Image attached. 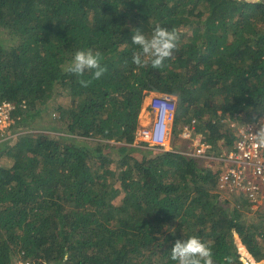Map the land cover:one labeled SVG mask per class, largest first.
I'll use <instances>...</instances> for the list:
<instances>
[{
    "label": "trees",
    "instance_id": "trees-1",
    "mask_svg": "<svg viewBox=\"0 0 264 264\" xmlns=\"http://www.w3.org/2000/svg\"><path fill=\"white\" fill-rule=\"evenodd\" d=\"M156 24L177 49L138 67L133 28ZM87 48L100 79L64 71ZM155 90L176 97L173 137L195 117L216 150L232 144L234 114L264 113V0H0V101L22 130L0 143V264H176L191 235L214 264H245L242 246L264 264V207L221 190L218 164L134 143Z\"/></svg>",
    "mask_w": 264,
    "mask_h": 264
},
{
    "label": "built area",
    "instance_id": "built-area-1",
    "mask_svg": "<svg viewBox=\"0 0 264 264\" xmlns=\"http://www.w3.org/2000/svg\"><path fill=\"white\" fill-rule=\"evenodd\" d=\"M23 105L26 106L25 103ZM148 105L153 112V119L138 128L135 144L145 142L157 149L192 153L199 157L202 165L209 167L218 164L221 190L228 194H243L253 210L264 207V146L258 145L252 135L257 124L264 123V113L247 122L238 121L234 114L230 123L234 133L233 143H221L218 150L196 130L197 119L193 117L183 123L179 133L189 142V148L186 149L174 148L172 145L176 98L166 92H157L150 97ZM16 107L13 100L0 101V143L15 139L22 132L14 129L19 118L15 115Z\"/></svg>",
    "mask_w": 264,
    "mask_h": 264
},
{
    "label": "clouds",
    "instance_id": "clouds-1",
    "mask_svg": "<svg viewBox=\"0 0 264 264\" xmlns=\"http://www.w3.org/2000/svg\"><path fill=\"white\" fill-rule=\"evenodd\" d=\"M133 29L135 30L131 40L139 50L133 52L132 63L138 67H144L149 62L154 69L164 67V62L171 58L177 49L181 33L177 29L169 30L160 24L155 25L150 36L140 27ZM64 71L78 77H83L90 71L92 79H100L107 68L101 63V53L87 48L75 51ZM79 83L82 87H88L91 80L80 79ZM252 135L258 145L264 146V123L257 124ZM67 255L65 252V258ZM170 259L176 264H214L211 247L197 235L176 239L170 249Z\"/></svg>",
    "mask_w": 264,
    "mask_h": 264
},
{
    "label": "crops",
    "instance_id": "crops-1",
    "mask_svg": "<svg viewBox=\"0 0 264 264\" xmlns=\"http://www.w3.org/2000/svg\"><path fill=\"white\" fill-rule=\"evenodd\" d=\"M157 90L155 91H152L150 93V95L147 97L148 98V102H149V99L150 97L157 93L156 92ZM174 96V95H173ZM175 97V96H174ZM176 98V97H175ZM148 102L146 104H144L143 108H142V111L140 113V122L142 124L144 123H148V122H151V120L153 119V112L150 110L149 108V105H148ZM183 125V124H182ZM182 125H180V127L182 128ZM199 132V131H198ZM181 133V132H180ZM172 145L174 148H186L188 149L189 148V144L187 143L186 139L184 136L180 135L177 136V137H172ZM182 146V147H181ZM2 155H0L1 157ZM9 159V157H8Z\"/></svg>",
    "mask_w": 264,
    "mask_h": 264
},
{
    "label": "rangeland",
    "instance_id": "rangeland-1",
    "mask_svg": "<svg viewBox=\"0 0 264 264\" xmlns=\"http://www.w3.org/2000/svg\"><path fill=\"white\" fill-rule=\"evenodd\" d=\"M148 102V98H146L145 100V103L146 104ZM36 124H40L39 121H35ZM184 122L182 121L179 125H182ZM42 124V123H41ZM48 133H51V131H48ZM172 133H173V130H172ZM179 136V135H178ZM187 143L188 140H186ZM182 147V146H181ZM3 159H5V157H3ZM8 160H11L10 158ZM229 195V194H228ZM236 236L238 237V234L236 233ZM242 258L245 262V264H256L254 262V260L252 259V256L251 254L247 251L246 247L245 246H242ZM20 264V263H19ZM25 264V263H24ZM29 264H38V263H32V262H29ZM257 264H261V263H257Z\"/></svg>",
    "mask_w": 264,
    "mask_h": 264
}]
</instances>
